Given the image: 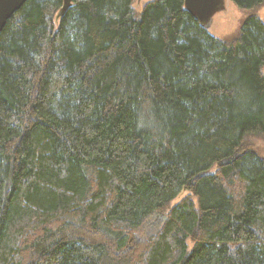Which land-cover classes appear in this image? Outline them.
Returning <instances> with one entry per match:
<instances>
[{
	"label": "trees",
	"instance_id": "trees-1",
	"mask_svg": "<svg viewBox=\"0 0 264 264\" xmlns=\"http://www.w3.org/2000/svg\"><path fill=\"white\" fill-rule=\"evenodd\" d=\"M134 1L27 0L1 30L0 264H264V0L222 39Z\"/></svg>",
	"mask_w": 264,
	"mask_h": 264
},
{
	"label": "rangeland",
	"instance_id": "rangeland-1",
	"mask_svg": "<svg viewBox=\"0 0 264 264\" xmlns=\"http://www.w3.org/2000/svg\"><path fill=\"white\" fill-rule=\"evenodd\" d=\"M146 1L148 0H135L133 3L134 9L140 11ZM255 14L260 18L261 21H263L264 7L258 9ZM246 16L247 14L233 5L230 0H221L219 8L212 14L209 22L204 26L207 28L209 33L216 38L222 39L226 37H232L234 34L239 32L240 26ZM59 19V15H57L55 22L58 23ZM251 140H253L255 145L258 147L259 155L264 157V141L255 138H252ZM183 195L184 194L181 196ZM180 198L181 197H179L174 202H177ZM164 219L165 215L163 213H155L148 220H146L142 230L148 233L155 232L161 227Z\"/></svg>",
	"mask_w": 264,
	"mask_h": 264
},
{
	"label": "water",
	"instance_id": "water-1",
	"mask_svg": "<svg viewBox=\"0 0 264 264\" xmlns=\"http://www.w3.org/2000/svg\"><path fill=\"white\" fill-rule=\"evenodd\" d=\"M27 0H0V32L6 22L18 12ZM72 0H63L61 11L66 10ZM184 8L200 23L207 24L219 8L221 0H183ZM264 25V18L262 21Z\"/></svg>",
	"mask_w": 264,
	"mask_h": 264
}]
</instances>
